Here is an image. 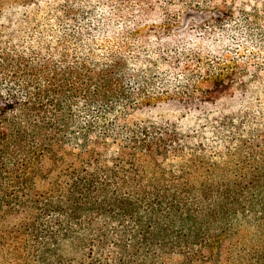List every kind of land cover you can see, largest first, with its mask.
I'll return each mask as SVG.
<instances>
[{"label": "trees", "instance_id": "1", "mask_svg": "<svg viewBox=\"0 0 264 264\" xmlns=\"http://www.w3.org/2000/svg\"><path fill=\"white\" fill-rule=\"evenodd\" d=\"M134 1L107 0L99 27L66 30L79 0H0V264H264V107L249 112L264 106V0ZM34 11L58 28L29 26ZM191 11L251 50L192 90L237 105L209 136L133 120L156 99L146 75L163 44L188 45L177 67L205 69L185 27L150 32Z\"/></svg>", "mask_w": 264, "mask_h": 264}, {"label": "rangeland", "instance_id": "2", "mask_svg": "<svg viewBox=\"0 0 264 264\" xmlns=\"http://www.w3.org/2000/svg\"><path fill=\"white\" fill-rule=\"evenodd\" d=\"M106 1L107 0H79V2L83 4L82 17H78L77 20L72 23L73 25L63 24V29L86 28L90 26L89 23L94 27L95 23H92L91 20H95L97 23V18L99 27V18L104 8L103 4L106 3ZM127 1H129L128 4L130 6L135 5L134 0ZM200 2L202 7L211 6V0H200ZM97 13L98 16H96ZM49 16L50 14L47 13V11L43 13L34 11L30 14L29 26H34L37 30L46 31V33L54 28H58V23H56V21H48ZM20 17L24 18V13L21 14ZM209 18L210 16L206 17V14L201 15L197 11H191L187 18V25H183L181 21L180 27L174 26L170 29H158L149 25L152 28L150 30L151 34H156L158 38L180 33L183 31V27H185V29H187L185 32L193 37L192 41L195 44L191 45L190 47L192 50H188L187 52H189V56L198 59L195 55H197L199 50H197L195 46L202 49L199 60L204 65L205 69L203 71H197L194 67L199 66L195 63H191L192 66L190 65L191 69L189 70L177 67L175 63L177 58L175 52L185 49L188 45L184 42H180L176 45L175 40L163 44L161 57L152 59L154 68L160 66V69H154L149 76L146 75V77L152 80L156 99L150 102L151 106H145L142 110L136 112L133 119L134 121L170 122L178 126L181 132L187 136L199 137L201 135L205 136V134L209 136L210 128H212V125L221 114H230L231 109H235L234 107L237 106L234 103L235 101L223 100L216 104H204L199 98L194 96V92L199 87L201 89L205 88L207 82L203 78H206L208 74L213 73L216 69L230 71L234 63L242 57L241 60H247L248 52L251 51L245 48H239L237 42L241 41L244 37L238 40L240 35L234 33L230 26L223 28L219 25L213 30L212 26H208ZM2 19L0 24H3ZM2 29L5 31L7 30L4 28ZM14 30L19 33L21 38L25 37L28 43L36 41L33 40L34 37H30L29 34L26 35L29 27ZM8 32L14 31L12 28H9ZM145 32L148 33L149 29H145ZM55 39L56 38L52 37H44L43 41L51 42L53 40L55 42ZM136 48L143 51L148 50L145 46H134V49ZM212 53L213 55L211 56ZM224 56H227L228 61H224ZM200 74L202 75L200 76ZM258 79H264V74L259 76ZM194 87L198 88L195 89ZM193 89L195 91H192ZM188 92L192 95L187 96ZM249 105L253 106L249 112L255 111L258 107H264L258 106L256 103ZM197 142L196 140L194 141L195 144H197Z\"/></svg>", "mask_w": 264, "mask_h": 264}]
</instances>
